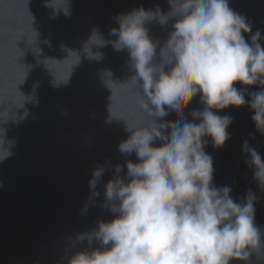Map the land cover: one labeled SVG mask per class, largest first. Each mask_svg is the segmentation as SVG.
Here are the masks:
<instances>
[{
  "label": "water",
  "instance_id": "1",
  "mask_svg": "<svg viewBox=\"0 0 264 264\" xmlns=\"http://www.w3.org/2000/svg\"><path fill=\"white\" fill-rule=\"evenodd\" d=\"M47 2L0 0V137L12 153L0 161V264H68L69 256L87 248L78 234L114 215L103 207L104 183L116 164L124 176L125 161L137 160L134 152L119 151L130 136L127 124L150 122L141 107L145 97L129 80L134 73L127 50L97 44L116 39L111 30L119 28L118 16L138 8L167 12L168 0H67L69 15L61 9L63 0H50L46 7ZM227 2L251 25L242 33L245 40L251 43L259 30L264 48V0ZM145 28L158 54L171 21L164 26L148 21ZM89 50L102 58L90 59ZM233 86L244 90L246 101L249 93L264 90L259 84ZM201 110L198 93L183 108V118L199 123L191 112ZM213 111L233 122L222 147L204 138V150L213 159L212 183L229 186L235 202H243L249 191L254 194V223L264 229V189L242 150L247 141L264 161V135L256 130L247 103ZM164 119L175 123L177 117L170 113ZM97 166L104 174L93 195L89 179ZM249 264H264V249L253 253Z\"/></svg>",
  "mask_w": 264,
  "mask_h": 264
},
{
  "label": "clouds",
  "instance_id": "2",
  "mask_svg": "<svg viewBox=\"0 0 264 264\" xmlns=\"http://www.w3.org/2000/svg\"><path fill=\"white\" fill-rule=\"evenodd\" d=\"M168 4L167 12L138 8L118 16L119 28L111 30L116 39L97 44L127 50L134 73L129 80L145 97L141 107L150 122L127 124L130 136L120 142L119 151L134 152L137 160L125 161L124 176L116 164L104 183L103 207L114 215L78 234L77 241H87L88 247L69 256L68 264H249L253 253L264 249V229L254 223L256 197L249 191L243 202H235L229 186H214L213 159L204 150L205 137L217 148L230 138L226 130L233 118L213 109L247 103L256 130L264 135V90L249 93L246 101L244 90L233 86H264L261 33L257 30L247 42L242 33L250 32L251 25L227 0ZM63 5L69 15L67 0ZM45 6H51L50 0ZM153 20L162 26L171 21L158 54L145 28ZM89 52L90 59L102 58V53ZM105 74L110 79L111 73ZM198 93L203 110L191 116L200 122H188L182 110ZM170 113L177 117L175 123L164 119ZM4 143L0 137V161L12 154ZM242 150L264 189V161L247 141ZM103 174V166L92 171L93 195H98ZM94 241L99 247L92 246Z\"/></svg>",
  "mask_w": 264,
  "mask_h": 264
}]
</instances>
